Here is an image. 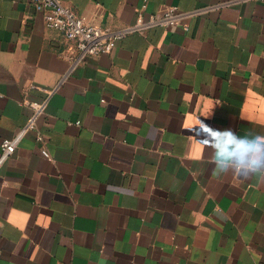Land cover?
I'll list each match as a JSON object with an SVG mask.
<instances>
[{
	"label": "crops",
	"instance_id": "0c3cea01",
	"mask_svg": "<svg viewBox=\"0 0 264 264\" xmlns=\"http://www.w3.org/2000/svg\"><path fill=\"white\" fill-rule=\"evenodd\" d=\"M61 3L125 34L77 62L29 0H0V143L45 103L0 166V264H264V178L213 175L205 143L264 142V2ZM173 6L186 29L132 30Z\"/></svg>",
	"mask_w": 264,
	"mask_h": 264
},
{
	"label": "built area",
	"instance_id": "2783aa9c",
	"mask_svg": "<svg viewBox=\"0 0 264 264\" xmlns=\"http://www.w3.org/2000/svg\"><path fill=\"white\" fill-rule=\"evenodd\" d=\"M35 9L43 14L45 25L58 30L65 39L71 40L76 46L77 62H82L90 56L107 54L115 47L125 31L106 32L97 27L86 24L77 14L65 7L61 0H29ZM264 2V0H260ZM190 14L181 13L176 7L168 8L161 16H150L147 19L139 17L133 31L150 27L169 28L184 25L185 18ZM33 114L26 125L17 131L11 139H4L0 143V166L10 158L25 133L32 129L36 118L42 113L45 103L32 104ZM39 139L41 137L39 136ZM47 156L46 152H43Z\"/></svg>",
	"mask_w": 264,
	"mask_h": 264
},
{
	"label": "clouds",
	"instance_id": "9594fccd",
	"mask_svg": "<svg viewBox=\"0 0 264 264\" xmlns=\"http://www.w3.org/2000/svg\"><path fill=\"white\" fill-rule=\"evenodd\" d=\"M206 144L216 149L213 175L228 173L229 168L239 171L245 180L251 176L264 178V142L238 136L231 129L219 130L207 126Z\"/></svg>",
	"mask_w": 264,
	"mask_h": 264
}]
</instances>
